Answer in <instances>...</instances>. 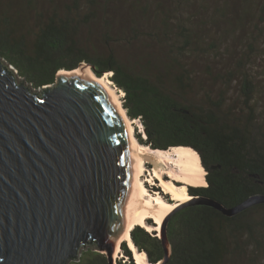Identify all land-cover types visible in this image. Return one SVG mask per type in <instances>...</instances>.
Returning a JSON list of instances; mask_svg holds the SVG:
<instances>
[{"label":"trees","instance_id":"trees-1","mask_svg":"<svg viewBox=\"0 0 264 264\" xmlns=\"http://www.w3.org/2000/svg\"><path fill=\"white\" fill-rule=\"evenodd\" d=\"M0 57L35 89L82 63L111 72L142 144L200 154L208 184L191 194L233 207L264 193V0H0ZM166 232L165 264H264V203L234 216L183 204ZM131 235L162 261L158 231L138 224ZM122 248L119 264H137ZM70 264L110 260L90 247Z\"/></svg>","mask_w":264,"mask_h":264},{"label":"water","instance_id":"water-1","mask_svg":"<svg viewBox=\"0 0 264 264\" xmlns=\"http://www.w3.org/2000/svg\"><path fill=\"white\" fill-rule=\"evenodd\" d=\"M17 74L0 57V264H70L87 246L115 264L134 161L114 95L83 73L60 72L57 83L39 89ZM190 195L185 204L228 216L264 203V193L233 207ZM168 218L159 235L165 256L157 264L172 255Z\"/></svg>","mask_w":264,"mask_h":264},{"label":"bare ground","instance_id":"bare-ground-1","mask_svg":"<svg viewBox=\"0 0 264 264\" xmlns=\"http://www.w3.org/2000/svg\"><path fill=\"white\" fill-rule=\"evenodd\" d=\"M60 72L75 73L84 75H90L100 82L101 86L108 89L114 95L118 108L120 109L127 128L130 148L133 151L134 168L132 174V199L129 203L125 230L117 244L115 253L113 255L114 260L119 253L122 242H128V245L132 249L135 255L137 264H150L146 260V253L139 252L132 240L131 232L136 225L147 226L146 220L149 215L155 213L157 216V229L161 230L163 225L164 216H158L157 214L163 213L166 210L171 213L179 203H185L192 199V196L187 190V185L192 186H206V170L201 164V158L198 152L189 146H174L170 149H153L146 145H142L138 142L134 122L129 118L126 113L125 107H123L122 98L118 92L111 86L109 77L97 76L91 70L90 67H82V69H76L71 71L62 70ZM150 154V156L146 155ZM149 158L156 164L154 169V176L160 179L161 186L165 191L171 195L172 199L176 203L162 200L161 198H155L152 202L149 198V192L147 190L146 183L142 176L145 173V159ZM168 177L166 179L165 177ZM175 181L183 183L181 186L177 185ZM166 215V214H165Z\"/></svg>","mask_w":264,"mask_h":264},{"label":"rangeland","instance_id":"rangeland-1","mask_svg":"<svg viewBox=\"0 0 264 264\" xmlns=\"http://www.w3.org/2000/svg\"><path fill=\"white\" fill-rule=\"evenodd\" d=\"M1 59H3L4 60V62L5 63H7L8 61L6 60V59H4V58H2L1 57ZM9 63V62H8ZM260 63V62H259ZM81 65H83L82 67L84 68L85 66L86 67H90V70L96 75V73L94 72V70H93V68H92V66L90 65V64H87V63H82ZM80 68V67H79ZM79 68H77V69H79ZM76 70V69H75ZM65 71H69V70H65ZM257 71H258V73L259 74H261L263 71H264V60L263 61H261V64L258 66V68H257ZM107 77H109V79H110V81H111V86L118 92V94L121 96V98H122V103H123V98H124V96H125V92L123 91V90H121V89H119L117 86H116V84H115V82L112 80V78H111V75H112V73L111 72H107L106 74H105ZM104 75V76H105ZM17 76H18V80L19 81H24L25 79L22 77V76H20L19 75V72H18V74H17ZM26 81V80H25ZM26 85H30V86H32L29 82H27L26 81ZM33 87V86H32ZM123 107H124V103H123ZM126 110V109H125ZM126 113H127V111H126ZM130 118V117H129ZM131 119V118H130ZM132 120V122H134V129H135V135H136V138H137V140H138V133H142V135H143V137H145V130H144V128H143V125H142V123H141V121L139 120V119H137V120H133V119H131ZM139 141V140H138ZM140 142V141H139ZM141 143V142H140ZM144 145V144H143ZM149 147V146H148ZM151 148V147H150ZM199 154V153H198ZM146 155H148V156H150V154H146ZM200 155V154H199ZM200 158H201V156H200ZM145 164H146V167H145V173H144V175L142 176V178L144 179V182L146 183V186H147V190H148V192H149V195H148V198L153 202L154 200H155V198H161L162 200H166V201H170V202H172V203H176V201L175 200H173L172 199V197H171V195L170 194H168L166 191H165V189H164V187L163 186H161V181H160V179H158L157 177H155L154 176V169L156 168V164L153 162V160H151V159H149V158H146L145 159ZM201 164H202V160H201ZM203 165V164H202ZM203 167H204V165H203ZM204 169H205V167H204ZM206 170V169H205ZM206 175H207V171H206ZM166 179H168V177L166 176L165 177ZM206 181H207V179H206ZM175 183L177 184V185H179V186H181L183 183H181V182H179V181H175ZM208 183V182H207ZM192 185H187V190H188V192H189V188L191 187ZM186 203V202H185ZM185 203H179V204H185ZM179 204L177 205V206H179ZM176 206V207H177ZM164 213L166 214H164L163 215V213H158L157 215L158 216H164V221H166L167 220V217L170 215V213H168L166 210L164 211ZM148 218H151L155 223H156V226H149L148 225V223H147V220H146V224H147V226H149L150 227V230H156V231H158V235H160V230H158L157 229V222H156V220H157V216H156V214L155 213H152V214H150L149 215V217ZM164 221H163V223H164ZM166 227H167V225H166ZM123 243L124 242H122L121 243V247H120V249H119V253L117 254V257H116V259L114 260V263L115 264H119V261H121V260H123L124 258H125V256H124V254H123V248H122V245H123ZM128 243V242H127ZM129 246V245H128ZM91 246H87V247H85V248H83L82 250H81V252H80V257H81V255H82V253L85 251V250H88V248H90ZM130 247V246H129ZM131 249V248H130ZM95 250V249H94ZM132 250V249H131ZM134 253V252H133ZM79 257V258H80ZM146 260H147V257H146ZM147 262H148V260H147ZM149 263V262H148Z\"/></svg>","mask_w":264,"mask_h":264}]
</instances>
